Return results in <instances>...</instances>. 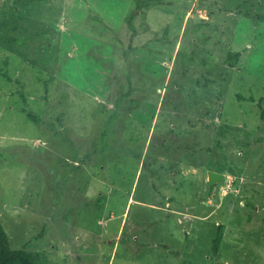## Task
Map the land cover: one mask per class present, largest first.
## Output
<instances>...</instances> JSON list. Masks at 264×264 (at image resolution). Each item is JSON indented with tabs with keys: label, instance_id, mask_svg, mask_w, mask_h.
Returning a JSON list of instances; mask_svg holds the SVG:
<instances>
[{
	"label": "rangeland",
	"instance_id": "374dc122",
	"mask_svg": "<svg viewBox=\"0 0 264 264\" xmlns=\"http://www.w3.org/2000/svg\"><path fill=\"white\" fill-rule=\"evenodd\" d=\"M0 223L43 264H264V0H0Z\"/></svg>",
	"mask_w": 264,
	"mask_h": 264
},
{
	"label": "trees",
	"instance_id": "16d2710c",
	"mask_svg": "<svg viewBox=\"0 0 264 264\" xmlns=\"http://www.w3.org/2000/svg\"><path fill=\"white\" fill-rule=\"evenodd\" d=\"M233 59H229V63H233ZM26 112L31 119L36 121L35 115L30 111ZM219 238L215 241V253L218 252ZM0 264H43L36 255L27 253L23 250H13L11 240L5 227L0 223Z\"/></svg>",
	"mask_w": 264,
	"mask_h": 264
},
{
	"label": "water",
	"instance_id": "95a60500",
	"mask_svg": "<svg viewBox=\"0 0 264 264\" xmlns=\"http://www.w3.org/2000/svg\"><path fill=\"white\" fill-rule=\"evenodd\" d=\"M224 178H225V175L222 173L211 172L209 175V182L211 185H217Z\"/></svg>",
	"mask_w": 264,
	"mask_h": 264
}]
</instances>
